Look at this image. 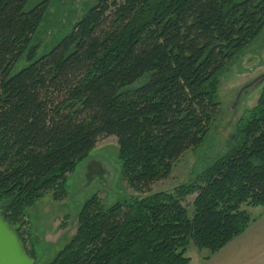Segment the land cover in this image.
<instances>
[{"label":"trees","instance_id":"trees-1","mask_svg":"<svg viewBox=\"0 0 264 264\" xmlns=\"http://www.w3.org/2000/svg\"><path fill=\"white\" fill-rule=\"evenodd\" d=\"M0 0V216L25 238L27 211L68 178L104 137H116L129 202L95 194L48 264H190L205 260L264 207V88L232 148L173 190L154 192L221 112L220 79L264 32V0H97L37 58L47 2ZM30 64L13 74L22 56ZM195 196L193 214L185 205Z\"/></svg>","mask_w":264,"mask_h":264},{"label":"rangeland","instance_id":"rangeland-1","mask_svg":"<svg viewBox=\"0 0 264 264\" xmlns=\"http://www.w3.org/2000/svg\"><path fill=\"white\" fill-rule=\"evenodd\" d=\"M43 2H47L48 10L31 42V46L38 47L36 59L48 54L70 35L97 0H29L27 10ZM29 64L25 54L16 64L13 74ZM263 75L264 32L222 74L219 89L221 112L206 141L199 148L186 152L176 163L171 176L154 185V192L173 190L189 181L232 148L237 125L246 112L258 103L264 82L246 87ZM66 191L64 200L57 201L50 193L27 211L29 222L25 227V238L29 250L35 251L38 264H48L69 242L77 228V213L92 196L98 194L106 208L130 201L134 191L122 176L116 137H104L98 142L68 178ZM194 199L195 196L188 197L184 203L190 207V216L194 211ZM246 209L252 216L258 215V208Z\"/></svg>","mask_w":264,"mask_h":264},{"label":"crops","instance_id":"crops-1","mask_svg":"<svg viewBox=\"0 0 264 264\" xmlns=\"http://www.w3.org/2000/svg\"><path fill=\"white\" fill-rule=\"evenodd\" d=\"M258 209L257 220L209 260L207 252L190 248V264H264V207Z\"/></svg>","mask_w":264,"mask_h":264},{"label":"water","instance_id":"water-1","mask_svg":"<svg viewBox=\"0 0 264 264\" xmlns=\"http://www.w3.org/2000/svg\"><path fill=\"white\" fill-rule=\"evenodd\" d=\"M264 82V75L246 88ZM0 264H35L16 231L0 216Z\"/></svg>","mask_w":264,"mask_h":264}]
</instances>
